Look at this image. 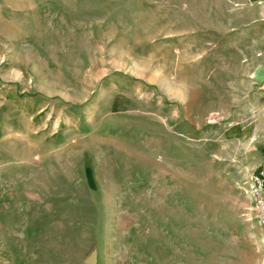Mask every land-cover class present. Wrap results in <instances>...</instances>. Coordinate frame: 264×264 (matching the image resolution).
Wrapping results in <instances>:
<instances>
[{"label":"rangeland","instance_id":"obj_1","mask_svg":"<svg viewBox=\"0 0 264 264\" xmlns=\"http://www.w3.org/2000/svg\"><path fill=\"white\" fill-rule=\"evenodd\" d=\"M262 64L264 0H0V264H264Z\"/></svg>","mask_w":264,"mask_h":264},{"label":"built area","instance_id":"obj_2","mask_svg":"<svg viewBox=\"0 0 264 264\" xmlns=\"http://www.w3.org/2000/svg\"><path fill=\"white\" fill-rule=\"evenodd\" d=\"M249 189L253 195V209L258 215V224L264 236V171L250 176Z\"/></svg>","mask_w":264,"mask_h":264},{"label":"crops","instance_id":"obj_3","mask_svg":"<svg viewBox=\"0 0 264 264\" xmlns=\"http://www.w3.org/2000/svg\"><path fill=\"white\" fill-rule=\"evenodd\" d=\"M257 74H258L257 75V80L264 84V64L258 66ZM263 88H264V85H263ZM259 93L263 94L262 98L264 100V89H263V91H261ZM261 109L264 112V103L261 106L260 111H261ZM262 137H263V139H262L263 142L260 143V145L264 147V133L262 134ZM261 154H262V158H261L260 161H258L259 165H258V169H256L255 173H258L260 170H264V148H263V150H261Z\"/></svg>","mask_w":264,"mask_h":264},{"label":"water","instance_id":"obj_4","mask_svg":"<svg viewBox=\"0 0 264 264\" xmlns=\"http://www.w3.org/2000/svg\"><path fill=\"white\" fill-rule=\"evenodd\" d=\"M86 264H97V252L93 251L92 254H90L86 259H85Z\"/></svg>","mask_w":264,"mask_h":264}]
</instances>
